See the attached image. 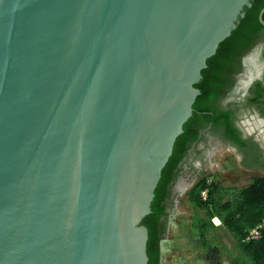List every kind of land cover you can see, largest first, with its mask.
<instances>
[{"label":"water","instance_id":"obj_1","mask_svg":"<svg viewBox=\"0 0 264 264\" xmlns=\"http://www.w3.org/2000/svg\"><path fill=\"white\" fill-rule=\"evenodd\" d=\"M252 1L0 0V264H148L195 85Z\"/></svg>","mask_w":264,"mask_h":264},{"label":"flooded vegetation","instance_id":"obj_2","mask_svg":"<svg viewBox=\"0 0 264 264\" xmlns=\"http://www.w3.org/2000/svg\"><path fill=\"white\" fill-rule=\"evenodd\" d=\"M261 9L256 22L249 21L228 44L210 77L207 95L198 102L182 133L150 224L155 238L154 264H165L162 243L169 236L171 218L178 212L181 197L214 171L217 153L227 150L241 170L264 175V27L258 19ZM181 184L186 185L182 191Z\"/></svg>","mask_w":264,"mask_h":264},{"label":"trees","instance_id":"obj_3","mask_svg":"<svg viewBox=\"0 0 264 264\" xmlns=\"http://www.w3.org/2000/svg\"><path fill=\"white\" fill-rule=\"evenodd\" d=\"M264 7V0H253L251 8H246L245 17L240 20L237 28L231 36L222 42L215 55L207 60L206 69L202 71V79L195 85L200 91V96L193 105V113L197 108L198 102L208 93V87L211 82V75L217 67V62L227 50L228 44L240 34L241 29L249 24V21L257 20L258 12ZM264 20V16H263ZM194 115V114H193ZM187 123L183 126V133L186 131ZM184 134L179 136L174 144L173 153L168 163L162 170L161 179L155 190V196L151 203V213L146 216L142 225L148 231L147 256L148 264H154V239L151 230L153 216L156 215V206L159 192L164 182L165 176L171 168L174 161V154L177 146ZM206 191V197L203 199L202 192ZM187 202L191 209L203 214V219L194 226V231L199 238L200 243L206 246L208 237L218 228L214 226L213 220H218L220 228L231 236L236 250L235 264H264V229L261 230V236L257 240L244 242L247 232L256 228L264 222V175L254 178L245 188L238 193L232 194L229 188L218 185L214 182L207 183L202 179L188 194Z\"/></svg>","mask_w":264,"mask_h":264},{"label":"rangeland","instance_id":"obj_4","mask_svg":"<svg viewBox=\"0 0 264 264\" xmlns=\"http://www.w3.org/2000/svg\"><path fill=\"white\" fill-rule=\"evenodd\" d=\"M227 150L217 153L215 169L203 176L207 183L214 182L229 188L232 194L245 188L254 178L263 174L246 172L238 166L237 160ZM203 214L190 208L187 195L180 199L178 212L171 218L170 232L162 243V258L165 264H235L236 250L234 242L219 225L208 237L203 246L194 231ZM216 220V219H215Z\"/></svg>","mask_w":264,"mask_h":264},{"label":"built area","instance_id":"obj_5","mask_svg":"<svg viewBox=\"0 0 264 264\" xmlns=\"http://www.w3.org/2000/svg\"><path fill=\"white\" fill-rule=\"evenodd\" d=\"M202 197L203 199H205L206 197V191L202 192ZM215 222V220H214ZM217 223V224H216ZM216 225H219V222L217 220V222H215ZM264 229V222L261 223L259 226H257L256 228L254 229H251L247 232V236L244 240V242H249L251 240H257L260 238V234H261V230Z\"/></svg>","mask_w":264,"mask_h":264},{"label":"bare ground","instance_id":"obj_6","mask_svg":"<svg viewBox=\"0 0 264 264\" xmlns=\"http://www.w3.org/2000/svg\"><path fill=\"white\" fill-rule=\"evenodd\" d=\"M185 184H181L180 186H179V189L182 191V190H184L185 189ZM215 222H217V220H215ZM217 224V223H216Z\"/></svg>","mask_w":264,"mask_h":264}]
</instances>
